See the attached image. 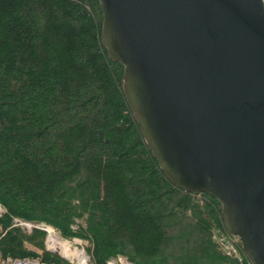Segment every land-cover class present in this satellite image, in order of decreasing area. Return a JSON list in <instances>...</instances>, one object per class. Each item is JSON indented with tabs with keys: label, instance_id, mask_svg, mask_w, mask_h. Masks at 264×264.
Here are the masks:
<instances>
[{
	"label": "trees",
	"instance_id": "obj_1",
	"mask_svg": "<svg viewBox=\"0 0 264 264\" xmlns=\"http://www.w3.org/2000/svg\"><path fill=\"white\" fill-rule=\"evenodd\" d=\"M101 27L98 0H0V254L73 264L19 219L86 241L88 264H250L219 201L161 169Z\"/></svg>",
	"mask_w": 264,
	"mask_h": 264
},
{
	"label": "water",
	"instance_id": "obj_2",
	"mask_svg": "<svg viewBox=\"0 0 264 264\" xmlns=\"http://www.w3.org/2000/svg\"><path fill=\"white\" fill-rule=\"evenodd\" d=\"M101 41L169 180L264 264V0H98Z\"/></svg>",
	"mask_w": 264,
	"mask_h": 264
},
{
	"label": "built area",
	"instance_id": "obj_3",
	"mask_svg": "<svg viewBox=\"0 0 264 264\" xmlns=\"http://www.w3.org/2000/svg\"><path fill=\"white\" fill-rule=\"evenodd\" d=\"M1 212H2V207L0 205V213ZM14 221H15V225H18V226L25 228V229H28V230H31L33 227H38V228L44 230L46 232V242L50 243V246L46 245L47 249L51 250L48 247L53 248V249L59 248V250L61 251L60 242H63V241H60L57 237H54V231H57V230L54 229L53 227H51L49 225H45V224H33L31 222L22 221L19 219H15ZM49 228H52V231H50ZM57 232L59 233V231H57ZM59 235H60V233H59ZM47 236H48V238H47ZM64 242L69 243V241H64ZM218 242L220 243L222 250L225 251V253L227 255L238 257V253H237V250L235 248L233 241H231L225 237H219ZM69 245L71 248L76 249V247L75 248L72 247L70 243H69ZM51 251H56V250H51ZM62 256L65 257L64 255H62ZM80 256L83 259L82 263L79 262L78 258H74V259L70 260L67 257H65V259L70 260V262L75 261V264H88L89 256L87 255V257H85L83 254H81ZM0 264H60V263L43 262L39 258H13L11 256L4 257L0 254ZM106 264H132V263L129 262L124 256L118 255L114 258H110L109 260H107Z\"/></svg>",
	"mask_w": 264,
	"mask_h": 264
},
{
	"label": "rangeland",
	"instance_id": "obj_4",
	"mask_svg": "<svg viewBox=\"0 0 264 264\" xmlns=\"http://www.w3.org/2000/svg\"><path fill=\"white\" fill-rule=\"evenodd\" d=\"M22 228V227H21ZM24 231H26V232H30L31 230H28V229H25V228H22ZM54 237H57L60 241H69V243L71 244V246L72 247H76V249H73V248H71L70 247V245H69V243H67V242H64V243H62V244H65V243H67V245H69V251H70V253H72L73 254V256H72V258H69V259H74V258H77V256L78 255H81V254H83L85 257H87V254H86V252H85V247H86V245H87V242L86 241H84V240H82V239H78V238H73V239H64V238H62L60 235H59V233L57 232V231H54ZM47 238H48V236H47ZM219 239V238H218ZM45 242H46V237H45ZM45 245H47V246H50V243L48 242H46L45 243ZM47 246H46V248H47ZM49 249H51V250H56L61 256L63 255V253H62V247H61V251L59 250V248H56V249H53V248H50V247H48ZM62 254H61V253ZM63 257V256H62ZM65 258V257H64ZM68 260V259H67ZM69 262H70V260H68ZM81 262L83 261V259L82 260H80ZM70 263H74L75 264V261L74 262H70Z\"/></svg>",
	"mask_w": 264,
	"mask_h": 264
},
{
	"label": "bare ground",
	"instance_id": "obj_5",
	"mask_svg": "<svg viewBox=\"0 0 264 264\" xmlns=\"http://www.w3.org/2000/svg\"><path fill=\"white\" fill-rule=\"evenodd\" d=\"M50 229V231H52V228H49ZM62 243H64V241L63 242H60V247H62V253H63V255L65 256V257H67L68 259L69 258H72V256H73V254L72 253H70V251H69V245H67V243H65V244H62ZM77 258L79 259V262L80 263H82L80 260H82V258H81V256L80 255H78L77 256ZM71 260V259H70Z\"/></svg>",
	"mask_w": 264,
	"mask_h": 264
}]
</instances>
